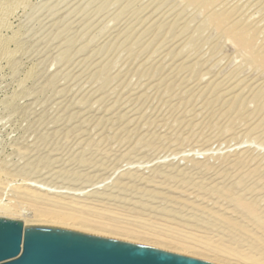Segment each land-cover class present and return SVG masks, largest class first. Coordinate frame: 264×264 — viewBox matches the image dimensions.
Listing matches in <instances>:
<instances>
[{
  "label": "rangeland",
  "instance_id": "rangeland-1",
  "mask_svg": "<svg viewBox=\"0 0 264 264\" xmlns=\"http://www.w3.org/2000/svg\"><path fill=\"white\" fill-rule=\"evenodd\" d=\"M17 3L0 6V205L36 218L29 187L120 233L263 263L264 0Z\"/></svg>",
  "mask_w": 264,
  "mask_h": 264
},
{
  "label": "water",
  "instance_id": "water-1",
  "mask_svg": "<svg viewBox=\"0 0 264 264\" xmlns=\"http://www.w3.org/2000/svg\"><path fill=\"white\" fill-rule=\"evenodd\" d=\"M0 264H219L52 224L0 217Z\"/></svg>",
  "mask_w": 264,
  "mask_h": 264
},
{
  "label": "bare ground",
  "instance_id": "bare-ground-1",
  "mask_svg": "<svg viewBox=\"0 0 264 264\" xmlns=\"http://www.w3.org/2000/svg\"><path fill=\"white\" fill-rule=\"evenodd\" d=\"M18 1H22V3L23 2H30V0L29 1H27V0L26 1H24V0H2L0 2V3H2V4H0V6H2V11L3 10L4 11L7 10V12H9L8 10L11 9V12H12V9H14L12 7H15L14 5ZM189 1H194V0H189ZM20 3L21 2H19L17 4L19 5ZM22 5H25V4H22ZM2 11H0V14H1ZM3 12H2V16L4 14ZM12 14H13V12H12ZM9 15H7V17H9ZM2 16L0 18V28L3 29L2 26L6 25L9 20H7L6 24L3 23V25H2L1 24L3 22L2 20L6 19V17H4L2 19ZM4 21H6V20H4ZM5 28H6V26H5ZM7 28H8V25H7ZM9 28H10V26H9ZM13 36L15 37V40H17L16 36H18V34L16 36L15 35H13ZM14 37H12L11 39H13ZM8 40L2 38V35L0 36V55H3V57L6 56L9 59L8 56L10 54H12V50H10L9 47L6 48V44H7ZM13 42H14V40H12L11 43H13ZM13 55L14 54H12V57L15 56V55L14 56ZM10 57H11V55H10ZM0 58H2V57L0 56ZM1 174H4V169H3V172H1ZM41 192L43 193V191L34 190L32 188H29V187L28 188L26 187L22 192H20L21 195H23L25 197H28L29 199L32 200V202L36 203L37 206L38 205L42 206V207H38L36 218L28 219V218L25 217L26 219L23 220L22 216H19L18 213L14 212V210H12V207L5 206L6 204L5 205H0V217L12 218V219L17 220V221H19V220L22 221L23 220L22 223L52 224V225H58V226H63V227H69V228L78 229V230L94 233V234L105 236V237H109V238H116V239H120V240L127 241V242H133L135 244H145V245L153 246V247H156V248H159V249L169 250L171 252H175V253H179V254H185V255H188V256H193L195 258L207 260V261L214 262V263L232 264L231 262L226 261L224 258H221V257L220 258L216 257V256L215 257H211L209 255L197 253V252L193 251L192 248L189 247L187 244L181 243V242H178V241L177 242H175V241L167 242V241H162V240L159 241L157 239H156L157 241H150V240L143 239L141 236L138 235L139 233H137V234L136 233H131V232L120 233V232H118L117 229H115V228L110 229L108 226H104L103 224H101V222H99L96 218H91V216L85 214V212L83 210H85V208L87 206L85 204L79 203L80 202L79 199H77V200H79V202H76L74 200L71 201V202H64V200L62 198H60L59 196L51 197V196H49V194H42ZM54 195H56V194H54ZM62 196H64V195H62ZM102 196H104V195H102ZM71 197L72 196H70V198ZM105 197H106V195H105ZM239 204H240L239 206L243 210H245V212L248 214V218H255L256 217V211L254 210V207H252V206H250L248 204H245V203H239ZM96 205H97V203H96ZM99 205H100V203H99ZM44 206H46V207H44ZM89 213H91V212H89ZM20 217H21V219H20ZM100 218H102V217H100ZM232 221L233 220L230 221V223H231L230 225H232L233 227H236V225H237L236 222L233 223ZM262 222H263V220H262ZM260 224H257L256 226L259 229V231L261 229V231L264 234V223H260ZM243 229H244V231L248 232V234L250 233V231L247 230L245 227H243ZM247 261L249 262V264H264V262L260 263L258 260L254 259V258H249V257H248Z\"/></svg>",
  "mask_w": 264,
  "mask_h": 264
}]
</instances>
